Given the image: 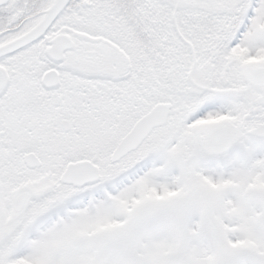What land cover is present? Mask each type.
I'll list each match as a JSON object with an SVG mask.
<instances>
[{
  "label": "snow or ice",
  "instance_id": "6c2138e0",
  "mask_svg": "<svg viewBox=\"0 0 264 264\" xmlns=\"http://www.w3.org/2000/svg\"><path fill=\"white\" fill-rule=\"evenodd\" d=\"M0 264H264V0H0Z\"/></svg>",
  "mask_w": 264,
  "mask_h": 264
}]
</instances>
